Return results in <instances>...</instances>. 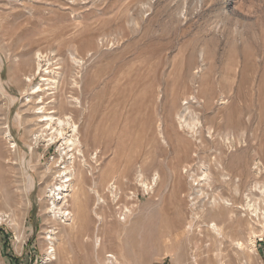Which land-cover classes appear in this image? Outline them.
<instances>
[{"label":"rangeland","instance_id":"obj_1","mask_svg":"<svg viewBox=\"0 0 264 264\" xmlns=\"http://www.w3.org/2000/svg\"><path fill=\"white\" fill-rule=\"evenodd\" d=\"M0 264H264V0H0Z\"/></svg>","mask_w":264,"mask_h":264},{"label":"bare ground","instance_id":"obj_2","mask_svg":"<svg viewBox=\"0 0 264 264\" xmlns=\"http://www.w3.org/2000/svg\"><path fill=\"white\" fill-rule=\"evenodd\" d=\"M44 57V56H43ZM39 53H38V56H37V61H35L36 63H35V67H36V69H35V72H36V74H38L39 72L41 73V72H43L44 73V75H47V76H49V75H51V73H52V70H50V68L52 67V63L51 62H53V61H49V60H44V58H46V57H44L43 58ZM48 58V57H47ZM46 58V59H47ZM50 59V58H49ZM76 61V60H75ZM74 61V62H75ZM78 62V61H77ZM76 62V64H78ZM51 63V64H50ZM80 64V63H79ZM78 64V65H79ZM77 65V66H78ZM79 67V66H78ZM82 67V66H81ZM59 68V67H58ZM62 70V69H61ZM54 71V70H53ZM56 71V70H55ZM79 72V71H78ZM63 73V72H62ZM61 74V73H60ZM59 74V75H60ZM70 74V73H69ZM57 75H58V73H57ZM57 75H56V77H57ZM78 75V74H77ZM81 75V74H80ZM47 76H45V77H47ZM60 76H62V75H60ZM79 76V75H78ZM38 77V76H37ZM63 77V76H62ZM72 77V76H71ZM47 78H50V77H47ZM53 79V78H52ZM57 79V78H56ZM56 79H53L54 80V82H57V80ZM59 79V78H58ZM56 80V81H55ZM71 80V79H70ZM73 80V79H72ZM40 81L42 82V81H44L43 83H45V84H42V86L43 85H47V88H49V86H50V84H51V87L53 86V88H55L56 86H54V85H52V80H50V79H41V77H40ZM74 81V80H73ZM72 81V82H73ZM75 82V81H74ZM65 83H66V81H65ZM70 83V82H69ZM76 83V82H75ZM54 84V83H53ZM56 84V83H55ZM75 84H73L72 86H74ZM76 86V85H75ZM45 87V86H44ZM71 87V86H70ZM77 88H78V86H76ZM84 87V86H83ZM33 88H36V89H38V90H40L41 91V89H40V87H39V85H37V86H35V87H33ZM42 88V87H41ZM46 88V89H47ZM52 89V88H51ZM71 89H72V87H71ZM32 90V89H31ZM55 90V89H54ZM54 90H52V92L54 91ZM36 91V90H35ZM46 91V90H45ZM44 91V92H45ZM34 92V91H33ZM43 92V93H44ZM42 93V94H43ZM47 93H49V92H47ZM46 94V93H45ZM39 95V94H38ZM48 95V94H47ZM46 95V96H47ZM50 95V94H49ZM48 95V96H49ZM51 95H52V93H51ZM50 95V96H51ZM43 96V95H42ZM66 99H67V97H66ZM73 99V98H72ZM42 99H40V101H41ZM69 100V99H68ZM71 100V99H70ZM73 101V100H72ZM72 101H70V102H72ZM12 102V101H11ZM67 102V101H66ZM74 102L76 103L75 104V107H78V108H81V106L79 105V103L78 102H80L79 100L78 101H76V100H74ZM50 103V102H49ZM51 103H52V101H51ZM48 104V103H47ZM46 104V105H47ZM81 104V103H80ZM50 105V104H49ZM53 104H51V106H52ZM68 105V104H67ZM41 107V106H40ZM65 107V106H64ZM68 107V106H67ZM58 108V107H57ZM54 109V108H53ZM41 110V111H40ZM38 112L41 114V117L43 118L42 119V121L43 122H45V124H48V125H50L51 126V124H54V128H52V129H54V132L52 131V133L49 135L50 137V139H48V140H56V139H58V141H59V146H58V149H59V152H60V154H64V155H70L69 153H71L73 150L76 152V154L78 155H80L81 154V149H80V142H79V140L74 136V135H76L75 133H76V130H78L77 129V126L71 121V119L67 116V117H64L63 119H61L60 117H54L52 114L53 113H55V111H47V109H46V107H41V109H40ZM58 111H59V109H57ZM59 113V112H58ZM39 115V114H38ZM59 116V115H58ZM15 117H16V115H15ZM17 118V117H16ZM39 118V117H38ZM176 118V117H175ZM41 120V119H40ZM176 120H177V122H178V126H179V128L180 129H183V128H189L190 130H191V127L193 126L194 127V125L192 124H190V123H188V122H185V121H183V120H181L179 117H177L176 118ZM176 122V123H177ZM197 124V123H196ZM44 126V125H43ZM50 126H49V128H50ZM192 127V128H193ZM6 128V127H5ZM45 128H47V127H45ZM48 129V128H47ZM46 130V129H45ZM49 131H50V129H49ZM158 133H159V135H160V137H161V139H162V142L161 143H163L165 146H166V148H167V145H168V143H170V141H169V139H167V137L164 135V133H163V129L161 128V124H159L158 125ZM44 134V133H43ZM78 134V133H77ZM5 137L6 138H9V137H11L10 136V133L8 132V131H5ZM45 135V134H44ZM38 141H39V139H40V136L38 135L37 136V138H36ZM228 140V139H227ZM44 141V140H43ZM11 142V141H10ZM47 142V141H46ZM11 144H13V143H11ZM169 146V145H168ZM58 151V150H57ZM73 154L74 153H72L71 154V158H72V162H74V159H73ZM84 154H82L81 156H83ZM61 157H62V155H61ZM70 157V156H69ZM69 157H67V158H69ZM79 157V156H78ZM71 158H69V159H71ZM62 159V158H61ZM68 160V159H67ZM82 160H83V158H82ZM79 161H81V160H79ZM71 162V163H72ZM81 163V162H80ZM83 163V162H82ZM82 163H81V165H82ZM68 164V163H67ZM69 166V165H68ZM84 166V165H83ZM71 167V166H70ZM85 168V167H84ZM74 169V168H73ZM72 169V170H73ZM71 170V171H72ZM64 175H63V182H62V184H63V186H61V188H60V190L58 189V191H56V190H54V193L52 192L50 195H52L49 199H51L52 200V204H54V205H56L58 202H57V200L58 199H60V200H63V203H62V201H61V204L63 205H67L66 204V196H68L69 195V191H71L70 189H71V186L73 185L74 186V184H72V182H71V176H72V174L70 173V172H67V170L64 168ZM63 173V172H62ZM78 173V172H77ZM155 173H156V171H155ZM74 174V173H73ZM78 174H80V173H78ZM140 174V173H139ZM62 175V174H61ZM88 175H89V173H88ZM154 175V174H153ZM76 176V175H75ZM81 176V175H80ZM138 176V175H137ZM141 177H142V175H140ZM73 177V176H72ZM60 178H62V176L60 177ZM26 180H27V183H28V188L29 189H32L33 188V179L30 177V176H27V178H25ZM75 179V178H74ZM25 180V181H26ZM79 180H80V177H79ZM158 179H157V175L155 174L154 175V178L152 179V183H153V185L155 184V182L157 181ZM80 182V181H79ZM74 183H75V181H74ZM114 183V182H113ZM144 183H146V182H144ZM61 184V185H62ZM80 184V183H79ZM79 184H77L78 186H80ZM142 184H143V180H142ZM112 185H115V184H112ZM112 185H110L109 184V188H110V190H112V191H114L115 190V188L114 187H112ZM144 185V187L147 189L148 188V186H147V184H143ZM77 186V187H78ZM58 187H60L59 185H58ZM76 187V189H78ZM84 187V186H83ZM75 188V187H74ZM97 188V187H96ZM28 189V190H29ZM57 189V188H56ZM108 189V188H107ZM151 190L153 189V187H151L150 188ZM75 190V189H74ZM73 189H72V191H74ZM79 190V189H78ZM148 190H149V188H148ZM89 191H90V189H89ZM92 191V190H91ZM150 191V190H149ZM50 192V191H49ZM76 192H77V190H76ZM82 192V191H81ZM93 192H94V195H95V197H96V202H95V206H94V209L95 208H97L99 205H100V203H102V200H101V198L99 197V195H98V193L96 192V191H94L93 190ZM72 193V192H71ZM56 194H57V196H56ZM73 194V193H72ZM71 195V194H70ZM49 196V195H48ZM115 196V195H114ZM173 196H174V194H173ZM56 197H59L58 199L56 198ZM72 197V196H71ZM73 199V198H72ZM76 200V199H75ZM174 203V202H173ZM76 204V203H75ZM78 205V204H77ZM52 206V205H51ZM73 206V205H72ZM174 206V205H173ZM54 207L55 206H53V210H54ZM75 207V206H74ZM60 208H62V207H60ZM56 210V209H55ZM63 210V209H62ZM62 210H58L57 209V211H58V213H56V214H59L60 213V215H61V218L63 217V214L61 213V212H63ZM128 211L129 210H125V212H127L128 213ZM55 212V211H54ZM53 212V213H54ZM78 212V211H77ZM85 212V211H84ZM125 212H124V215H126L125 214ZM162 213V212H161ZM73 214V213H72ZM59 215V216H60ZM74 215V214H73ZM2 216V215H1ZM77 216V215H76ZM76 216H74V217H76ZM58 217V216H57ZM73 217V218H74ZM55 218V217H54ZM60 218V219H61ZM72 218V215H71V213H70V216H69V219L71 220V219H73ZM99 219H101L98 215H97V220L99 221ZM103 220V219H102ZM64 221H66V223L65 224H67V222H68V219H65ZM72 221V220H71ZM88 221V220H87ZM86 221V222H87ZM63 222V221H62ZM99 223V222H98ZM85 225H87V223L85 224ZM210 230L212 231V232H216V224L215 223H212L211 225H210ZM208 231V230H207ZM211 231H209V232H211ZM159 232V231H158ZM96 234H98V233H96ZM158 234V233H157ZM52 235V234H51ZM51 235H50V233H49V235L47 234V237H48V239H50L51 238ZM50 240H52V239H50ZM47 241H49V240H47ZM100 242V240L97 238L96 239V241H95V247L97 246L98 247V245L100 244L99 243ZM49 243H52V242H49ZM53 245V244H52ZM49 249H51V247H49ZM53 252V250H51V253ZM50 253V254H51ZM110 256V255H109ZM108 256V257H109ZM107 257V256H106ZM114 258V257H113ZM108 260V259H107ZM112 260V259H111ZM114 260V259H113ZM110 263V262H109Z\"/></svg>","mask_w":264,"mask_h":264},{"label":"crops","instance_id":"obj_3","mask_svg":"<svg viewBox=\"0 0 264 264\" xmlns=\"http://www.w3.org/2000/svg\"><path fill=\"white\" fill-rule=\"evenodd\" d=\"M90 200L89 199H85V201H84V205H82V207H83V209H82V212H84V213H88V211H89V207H90V202H89ZM88 220V221H87ZM87 221V222H86ZM87 223V225H85ZM92 222H90V219H89V217L87 218L86 217V219L82 222V225H81V227H82V229L84 230V233H86V230L88 231V230H90V228L92 227V224H91ZM90 246H91V244L89 243V242H85V241H83V247H84V250L85 249H90ZM93 246H94V244H93ZM94 249V248H93ZM86 251V250H85Z\"/></svg>","mask_w":264,"mask_h":264},{"label":"built area","instance_id":"obj_4","mask_svg":"<svg viewBox=\"0 0 264 264\" xmlns=\"http://www.w3.org/2000/svg\"><path fill=\"white\" fill-rule=\"evenodd\" d=\"M9 132V131H8ZM7 139V141H8V144H10V148L11 149H13L14 147H15V142L13 141V139L11 138V137H9V138H6ZM13 141V142H10V141ZM11 143H13V144H11ZM65 206H67V205H64V207ZM63 212H61L62 214H63V219L65 220V219H69V216H70V213H69V211L66 209V208H63V210H62Z\"/></svg>","mask_w":264,"mask_h":264}]
</instances>
